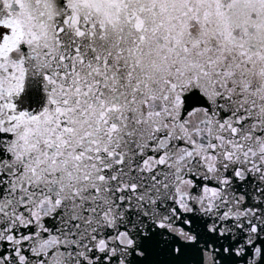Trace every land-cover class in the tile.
Instances as JSON below:
<instances>
[{"label":"snow or ice","instance_id":"1","mask_svg":"<svg viewBox=\"0 0 264 264\" xmlns=\"http://www.w3.org/2000/svg\"><path fill=\"white\" fill-rule=\"evenodd\" d=\"M0 264H264V0H0Z\"/></svg>","mask_w":264,"mask_h":264}]
</instances>
